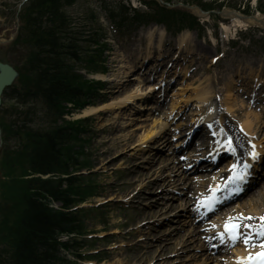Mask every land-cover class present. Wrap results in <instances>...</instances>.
Wrapping results in <instances>:
<instances>
[{
    "label": "trees",
    "instance_id": "obj_1",
    "mask_svg": "<svg viewBox=\"0 0 264 264\" xmlns=\"http://www.w3.org/2000/svg\"><path fill=\"white\" fill-rule=\"evenodd\" d=\"M77 1L29 0L20 12L23 28L14 46L26 45L28 52L17 85L6 93L19 99L25 109L9 108L18 110L22 125L15 130L13 123L4 129L7 138L20 144L19 151L8 150L4 160V167L15 172L4 185V196L10 202L2 204L4 219L0 228V241L12 247L8 264H76L63 258L61 251H77L85 245L75 239L65 243L57 240L62 234L85 233V210L70 209L91 196L95 188H82L84 177H63L84 166L75 149L80 146L79 134L84 127L79 122L60 126L58 121L66 102L81 107L82 98L95 86L73 71L74 64L83 60L89 71L104 70L99 45L84 58L82 53L88 49L80 46V39L73 38V19L66 9ZM145 4L152 11L139 13L131 9L133 15L128 16L129 10L120 3L109 9L108 15L122 29L149 22L178 29L194 25L195 18L189 14L168 10L153 0ZM259 8L264 12V0H259ZM92 42L99 44V39ZM38 114L44 121L42 127L35 124ZM53 203H61V210L52 207Z\"/></svg>",
    "mask_w": 264,
    "mask_h": 264
},
{
    "label": "rangeland",
    "instance_id": "obj_2",
    "mask_svg": "<svg viewBox=\"0 0 264 264\" xmlns=\"http://www.w3.org/2000/svg\"><path fill=\"white\" fill-rule=\"evenodd\" d=\"M124 0H78L76 4L72 7L66 9L70 17L73 19L75 34L73 35L74 39H80L83 42L81 43L82 47H87L89 45L87 52L82 53V56L86 58L89 56L95 49V45H90L88 41L99 38L101 35L104 37L107 43H109L108 48L105 51L103 56L107 74L103 77H99L96 74L87 73L83 66L78 63L74 65L73 71L77 73H82L88 79H103L107 81V90L105 92L104 101L106 104L110 105L113 102L119 101L120 99L127 96V94L132 93L133 90H130L128 93L123 94L120 90L115 91L111 88V79L117 80V82L122 78V72L126 64L124 60L129 55V52L123 49H113V43L115 39L119 37V33H115L111 24L106 17L105 8L109 7L110 4L119 3ZM178 3L183 0H175ZM224 2V7L229 8L231 3L235 4L238 9H243L245 6H249L251 14L253 15L256 11L253 0H221ZM23 0H0V40L5 41L0 44V60L6 62L17 69L22 68V63L25 60V55L28 52L26 45H21L20 47H15L14 41L19 37L21 29L23 28V23L20 20L19 14L22 11ZM129 4V2H128ZM130 4L140 8L144 11L147 10L145 7L141 6L139 0H131ZM183 4V3H182ZM224 8V9H225ZM223 9V10H224ZM262 14V13H261ZM261 16H264L262 14ZM94 17L96 19H94ZM207 22V31L201 37L196 33L186 34L187 40V49L196 50L204 49L207 53L206 61L199 62L200 71L193 80L189 79V85L186 86L187 89L183 91V96L177 95L175 99L183 100L182 98L193 101L199 91L209 88L212 91L217 90L221 83L225 84L226 78L229 75H233L234 71L240 70L242 68H247L248 66L254 68L255 75H259L260 78L264 81V35L261 32H257L255 28H235L228 20L220 18V20H211L208 19ZM223 24L227 26L228 30L224 31L222 29ZM220 25V26H219ZM159 27H142L140 29L134 30L130 34H127L122 37V41L126 42L127 40H135L140 42L148 41L147 38L158 36L163 38L167 43L180 40L181 37L186 36L181 34L179 36H174L169 33L162 32L160 33ZM15 35V39H14ZM214 38L217 43L215 46L210 41V38ZM14 39L13 41H11ZM121 39V38H120ZM213 44V45H212ZM121 46V45H120ZM92 49V50H91ZM218 57V61L213 62V58ZM212 60V61H211ZM260 65V67H258ZM184 66L196 67V64L187 63ZM206 69V70H205ZM229 74H228V70ZM207 71V72H205ZM253 73V74H254ZM106 80H105V79ZM236 78V77H235ZM257 80V79H256ZM248 82H251L252 79L248 77ZM185 87V88H186ZM211 87V88H210ZM111 88V93H110ZM225 88V87H222ZM21 89V87H19ZM204 91V90H203ZM178 92H175V94ZM173 94V95H175ZM174 96H170L172 98ZM239 106H246L243 111H237L235 114L242 116L241 121L245 118V115L253 111H249L246 105H242V97H238ZM16 100H9L6 97L3 98V104L0 110V128L2 130L0 134V228L2 229L1 220L4 219V212L2 207L4 202H10L8 198H5L4 194L6 192L4 185L7 184V179H10V175L15 172L11 171L9 168L4 167V160L7 155V151L17 152L19 151L20 144L16 140H8L6 132L4 131L7 125L16 124L14 127L17 130V127L22 125V116L17 113L18 110L13 112L9 108L15 105ZM142 102H138L137 107L122 110H106L101 114H98L94 119L89 122L90 125V136L91 141L88 145L83 146L80 143V146H76L75 149L82 151L84 153V158H89L91 165V172H95L98 176H93L90 180L96 181L100 185L98 188V195L90 198L87 201L88 206H96L98 203L107 202V206L98 210L97 212L90 213L83 227L85 233L95 234L98 237H103V239H92L89 242L90 249L86 246V252L96 250L99 252L97 257L92 259V263L99 264L100 260H105V263L113 264H134L137 260V254L133 255L134 249H128L126 252L123 251V246L126 245V234L128 230L136 225L138 221L141 220V214L138 209L132 207V203L128 201L127 203H121L122 200L126 199V196L135 191L134 186H129L131 179H124L129 172V164L122 165L123 162L127 161L130 158V154L133 152V148L139 147L141 138L144 135H147V132L151 129L154 124V120L150 119V113L147 112H138L139 107ZM101 105V103L99 104ZM139 108V109H138ZM20 111H23V107H18ZM128 110V111H127ZM168 112V109L166 110ZM107 112V113H106ZM40 114V113H39ZM38 114V127L44 125L42 117ZM118 116V117H117ZM123 118L121 119V117ZM66 116L69 120L72 119H82L78 115L73 117ZM117 117V118H116ZM155 119H159L158 116H154ZM252 120L254 117L251 118ZM63 120V119H62ZM149 120V121H145ZM161 120V119H160ZM64 121V120H63ZM162 121V120H161ZM59 125H63L62 121H59ZM36 127V126H35ZM120 128L121 133H115L114 128ZM264 133V129L260 132ZM132 135H137L136 138H133V141L130 143V148L121 149L119 143L124 144V138L130 139ZM79 137H81L79 135ZM87 137V135H86ZM171 136H169L170 138ZM263 138V137H262ZM260 139L261 141L263 139ZM117 140V141H116ZM116 141V143H115ZM263 143V142H262ZM107 149H113L109 157H103L102 160L110 161L111 168L107 167V170L111 172H105L103 168L100 170V157L103 152ZM86 152V154H85ZM148 156V155H147ZM122 158L123 161L120 159ZM141 161V158L137 162ZM116 162V163H115ZM136 162V163H137ZM113 163V164H112ZM108 164V165H109ZM107 165V166H108ZM141 165V164H140ZM140 168H143L141 165ZM89 169H85L83 173H88ZM17 175L19 171H16ZM125 175V176H124ZM19 176V175H18ZM179 192H181L179 190ZM151 200V198L149 197ZM257 200V194H255L251 199H249L246 205H254L253 203ZM18 203V202H17ZM129 208H126V205H129ZM141 209L142 207L139 206ZM249 209V208H247ZM169 227L163 228L161 234H157V238L166 233ZM3 231V230H2ZM159 231V232H160ZM110 234V235H109ZM89 238V237H88ZM96 240V241H95ZM129 242H132L129 240ZM111 247H117L118 249L111 250ZM11 245L7 242L0 241V264H8V259L11 254ZM173 252V251H172ZM12 255V254H11Z\"/></svg>",
    "mask_w": 264,
    "mask_h": 264
},
{
    "label": "bare ground",
    "instance_id": "obj_3",
    "mask_svg": "<svg viewBox=\"0 0 264 264\" xmlns=\"http://www.w3.org/2000/svg\"><path fill=\"white\" fill-rule=\"evenodd\" d=\"M229 16V15H228ZM230 18L232 21V25L235 28H247L248 25L252 24H260L259 22L250 19V20H242L239 18L236 14H230ZM260 20L262 17H257ZM264 22V21H263ZM227 30V28H224ZM160 31H164L163 28H159ZM148 41L146 43L148 44L147 48H154L155 44L157 43V49H162L163 45L165 44L163 41V38L161 37H149L147 38ZM135 44V43H134ZM179 46L175 49L174 52L169 53L167 56H160V58H164V60L170 61L172 63L171 68L167 69V67H162L160 62L154 63L152 60L151 55H146L145 57H139L135 58L132 55L128 56L124 63L126 66L123 68L125 69L122 72V78L117 82V80L110 81L112 90L120 91L123 90L122 93H128L130 90H133L132 93L127 94L126 97L120 99L119 101L113 102L110 105H103L99 106L97 108H90L87 109L83 116H90L94 115L99 112H103L106 110H122V112L126 109H131L137 107L138 102L144 101L146 99H151L153 97V93L156 90L152 86H146L142 92V84L141 83H135L138 78L132 77V74H137L138 72H142L144 68H148L150 66L158 65L157 68L151 69V72L154 71H165L166 75L172 72V68L175 64H180V61H183V59H180V53H183V49L186 46V39L183 38L181 41H179ZM139 47V46H138ZM181 50V51H179ZM138 52V48L136 46L134 47L133 52ZM140 53V52H139ZM207 53L204 49L197 50L196 53L194 51H189L188 58L190 56L196 57L200 60H206ZM135 55V54H134ZM187 55V53H186ZM172 58V59H169ZM180 59V60H179ZM185 59V58H184ZM179 60V61H178ZM186 60V59H185ZM145 62V63H144ZM132 63V64H131ZM134 63V65H133ZM146 63L148 65H146ZM147 66V67H146ZM260 67V65L258 66ZM254 68L248 67L246 69H241L235 72L232 76L229 75L226 79L225 88L227 89L226 92V99L225 102L228 100H233L232 108H229V111L234 115L237 111H242L243 106H239L237 96L233 94V84L240 86L242 88V83H240L242 80L250 77L252 79V84L255 82L254 79L259 78L257 75H255ZM146 72H144V76ZM187 75V72L185 73ZM152 75V74H150ZM155 75V74H153ZM243 76V77H242ZM242 78V80L238 81L233 78ZM178 79V76L172 78L169 80V82H174ZM261 79H259L260 81ZM262 81V80H261ZM247 82V81H246ZM245 82V83H246ZM232 83V84H231ZM251 83V82H249ZM248 84L246 85V88ZM245 88V87H243ZM238 89L237 91H244V89ZM249 88H254L253 86H250ZM244 93L246 95L253 94L252 91L245 90ZM254 93L256 91L254 90ZM146 94L149 96H146ZM152 94V95H151ZM162 94V93H161ZM222 94H220L221 96ZM258 95V92H257ZM208 97H200L198 98V103L203 105V108L200 110V119L206 117L207 115H214L215 114V99H212L213 97L216 98L217 94H213V92L207 93ZM262 102H264V96L258 95ZM161 97V96H160ZM164 96V99L162 101V106L160 107H144V102L141 104L143 107L140 110H155L154 114L161 113L164 114L165 117H162L160 119H155L154 124L151 127V129L147 132V135H144V137L141 138L140 146L135 147L133 149V153H131V156L129 160L122 163L129 164V172L124 179H131V183H129V186L135 187V192L133 194L127 195L126 198L132 201L133 207H138V205L141 204V206L145 207L140 212L141 214V220L137 223L140 224V227L138 228V238L136 241L137 246H142L141 250L137 254V260L135 261L137 264H157V262L162 263H172L174 258L177 260H181L180 264H184L185 261L182 260L180 255L186 254L187 258H189V261H195V263L198 264H215L217 262L218 258H214L211 256L205 257L204 255H198L193 254L195 250L202 249L203 252L207 251L206 247L204 246L203 237L206 233H203V235L200 232L199 227H196L193 225L191 221V211L190 207L187 208L186 206L189 205V203L192 201V197L196 195H200L201 197H204L203 195L207 193V190L209 188L214 187H220V181L216 178L210 177H197L194 179H186V172L183 171V163L180 161L179 157H175L174 153L171 154L172 157H168V148L172 144V137L168 139V136L172 135L173 129L171 128V121L180 119V122L176 124L174 133L175 136H178L182 131H185L184 137H186V131L188 127L187 124L184 122H187L189 119V116L185 114L186 109H189L186 105L182 107L180 103L174 102L171 105L170 113H165V111L168 108V97ZM254 97V96H251ZM217 102V101H216ZM161 104V103H160ZM216 107L218 108V105L216 104ZM138 108V109H139ZM235 109V110H234ZM264 110V107H262ZM127 110V111H128ZM125 112V111H124ZM228 113V110H227ZM172 114V115H171ZM171 115V116H170ZM118 117V116H117ZM211 117V116H210ZM210 117H206L207 119H210ZM251 117H254L252 120ZM123 116L121 117V119ZM173 125V123H172ZM226 132L231 134L233 138H236V140L239 142V145L237 147H241L242 150L245 153H248L249 150L246 147H242L241 144H243V141H241V135L238 132H235L232 127V121H226ZM264 127V114L262 117L258 115L257 113L253 115V113H249L246 116V119L242 122V128L247 134V137L249 141L256 143L257 142V135L260 133L261 129ZM121 133V131H120ZM200 134V131H196L195 137H198ZM137 135H132L130 139L124 138V144L119 143L121 149H129L130 143L133 141V138H136ZM220 137H224L223 140L226 139V136L222 133ZM117 141V140H116ZM115 141V143H116ZM264 141V138L263 140ZM143 144H153L154 147H148V149H143L141 145ZM261 145V144H260ZM195 146V145H194ZM141 147V148H140ZM260 150H263L264 147L259 148ZM113 149H107L103 152V154L100 157V163H103L102 158L105 155H109ZM194 151V150H193ZM192 152V151H191ZM196 152V151H195ZM148 155V156H147ZM175 157V159H174ZM141 158V161L137 162ZM187 160H191L188 165H191L193 160L191 157ZM111 162V161H110ZM137 162V163H136ZM143 168H140L141 165ZM186 163H184L185 165ZM107 164L103 166L105 168ZM212 175V174H210ZM188 181L186 184L188 185V188L186 189L188 193L178 199L175 197H170V194H173L176 192V190H183L184 186L186 185L183 182ZM264 182L260 189H257L255 193H258L259 200L257 202V207H251L250 211L245 210L247 209L245 205H242V203H239L235 205L233 208H238L240 212L246 211L247 213H242L244 217H253L251 220H246V222H254V219L257 221V225L255 226V229H251V233L255 236V241L253 243H257L259 246V250H262L260 241L264 238H261L259 235H257L258 231L261 230L262 225L264 224V221L260 219V217H264ZM149 197H152L153 199L150 200ZM157 200V201H156ZM179 201L180 203H177ZM252 206V205H251ZM249 207V206H248ZM186 213L184 215L185 219H178L179 213ZM174 216L170 217V215ZM175 218V219H174ZM183 218V217H182ZM228 216H226L224 219L219 218L215 219V221H211L209 225L218 228L222 226L224 223L227 222ZM155 222H159V224H162L161 227H158V224L155 225ZM176 223V224H174ZM154 226V227H153ZM165 226L169 227L168 229L170 232L165 233L162 237L157 238V234L160 233ZM151 227V228H150ZM187 227V228H186ZM160 231V232H159ZM132 232V231H131ZM152 239H156V241L149 245L150 242H152ZM59 242H63V238L61 235H59L58 239ZM205 240V237H204ZM198 245V246H196ZM193 247H195L193 249ZM193 249V251H192ZM243 248H239L234 253H232V256L229 257V261L226 264H238V258L243 254L244 250H241ZM245 249V247H244ZM173 251V252H172ZM189 254H191L189 257ZM203 256V258H201ZM135 263V264H136Z\"/></svg>",
    "mask_w": 264,
    "mask_h": 264
},
{
    "label": "snow or ice",
    "instance_id": "obj_4",
    "mask_svg": "<svg viewBox=\"0 0 264 264\" xmlns=\"http://www.w3.org/2000/svg\"><path fill=\"white\" fill-rule=\"evenodd\" d=\"M228 148L230 151L234 152V149L232 148L231 142L229 140ZM253 158L255 159L258 154L256 152H253L251 154ZM236 165H232V169H236ZM247 165L245 166L244 172H235L233 171V176L231 178V184L233 185V191L238 193L242 191L241 185L246 182L247 178ZM219 189H213V194L210 197L205 198L204 207L208 208L209 210H214L219 202V197L217 195V192H219ZM253 217H244L243 214H239L236 217H229L227 222L224 225L225 231L220 233L221 240H224L225 238H228L233 244H236L238 242H242L243 244L252 247L253 241L255 240V236L251 233L252 225L245 223L246 220H251ZM262 221H264V217H260ZM257 235H259L261 238H264V225H262L261 230L258 231ZM261 248L264 249V239L260 241ZM258 258L253 260L251 257H249V264H264V253L257 254Z\"/></svg>",
    "mask_w": 264,
    "mask_h": 264
},
{
    "label": "water",
    "instance_id": "obj_5",
    "mask_svg": "<svg viewBox=\"0 0 264 264\" xmlns=\"http://www.w3.org/2000/svg\"><path fill=\"white\" fill-rule=\"evenodd\" d=\"M28 0H24L27 2ZM18 77V72L10 65L0 63V105L3 90L10 86ZM1 133V131H0Z\"/></svg>",
    "mask_w": 264,
    "mask_h": 264
}]
</instances>
